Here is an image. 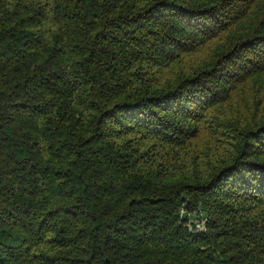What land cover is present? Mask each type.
<instances>
[{
    "label": "trees",
    "instance_id": "1",
    "mask_svg": "<svg viewBox=\"0 0 264 264\" xmlns=\"http://www.w3.org/2000/svg\"><path fill=\"white\" fill-rule=\"evenodd\" d=\"M263 75L264 0H0V264H264V115L177 152Z\"/></svg>",
    "mask_w": 264,
    "mask_h": 264
},
{
    "label": "rangeland",
    "instance_id": "2",
    "mask_svg": "<svg viewBox=\"0 0 264 264\" xmlns=\"http://www.w3.org/2000/svg\"><path fill=\"white\" fill-rule=\"evenodd\" d=\"M258 2H262V0H257ZM204 49V47H202ZM200 50L197 53L191 54L187 56V61H195L197 57L202 55ZM185 58V59H186ZM264 76V75H263ZM217 105L213 106L210 110L211 114H207V118L201 122V126H199L198 130L200 134L195 136L188 142L189 152H186V149L178 150L177 152L180 154L181 159L185 160V165H190V154L191 149H195V152L200 153V151L205 148L208 149L209 155L213 157L217 153L225 154L228 150L231 149L232 139L230 136L232 135V131L230 130V123H226L225 126L214 123L219 118L223 116H227L229 119L233 118V120H243L252 121L257 120L260 116L264 115V77L263 81L260 84L252 83L249 80L247 82H243L241 86H236L234 89H229V95ZM211 120V122L209 121ZM234 122V121H233ZM209 146V147H208ZM200 159H197V162L200 163ZM185 210V209H184ZM187 217V214L186 216ZM193 222L200 226L201 220L192 219ZM189 221V220H188ZM189 225L192 221L188 222Z\"/></svg>",
    "mask_w": 264,
    "mask_h": 264
},
{
    "label": "water",
    "instance_id": "3",
    "mask_svg": "<svg viewBox=\"0 0 264 264\" xmlns=\"http://www.w3.org/2000/svg\"><path fill=\"white\" fill-rule=\"evenodd\" d=\"M182 207H183V208L186 207V202H184V203L182 204ZM186 214H187L186 210L183 209V210L180 212V219L182 220L183 218H185Z\"/></svg>",
    "mask_w": 264,
    "mask_h": 264
},
{
    "label": "built area",
    "instance_id": "4",
    "mask_svg": "<svg viewBox=\"0 0 264 264\" xmlns=\"http://www.w3.org/2000/svg\"><path fill=\"white\" fill-rule=\"evenodd\" d=\"M193 214H197V210L193 211ZM199 215V214H198ZM201 220L202 222L200 223V226L196 224L195 226V229L199 230V229H202L203 228V219H199Z\"/></svg>",
    "mask_w": 264,
    "mask_h": 264
}]
</instances>
